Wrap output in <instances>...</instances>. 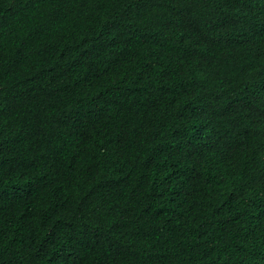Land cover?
Listing matches in <instances>:
<instances>
[{
	"label": "trees",
	"instance_id": "1",
	"mask_svg": "<svg viewBox=\"0 0 264 264\" xmlns=\"http://www.w3.org/2000/svg\"><path fill=\"white\" fill-rule=\"evenodd\" d=\"M0 264H264V0H0Z\"/></svg>",
	"mask_w": 264,
	"mask_h": 264
}]
</instances>
